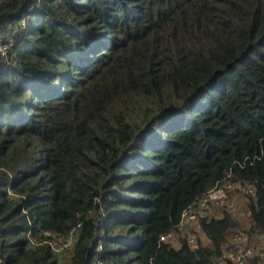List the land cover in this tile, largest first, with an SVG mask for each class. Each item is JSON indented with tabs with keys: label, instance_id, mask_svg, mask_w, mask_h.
Returning <instances> with one entry per match:
<instances>
[{
	"label": "trees",
	"instance_id": "1",
	"mask_svg": "<svg viewBox=\"0 0 264 264\" xmlns=\"http://www.w3.org/2000/svg\"><path fill=\"white\" fill-rule=\"evenodd\" d=\"M2 44L0 264L264 250V0H0ZM226 180L254 187L245 226L236 191L178 227Z\"/></svg>",
	"mask_w": 264,
	"mask_h": 264
},
{
	"label": "built area",
	"instance_id": "2",
	"mask_svg": "<svg viewBox=\"0 0 264 264\" xmlns=\"http://www.w3.org/2000/svg\"><path fill=\"white\" fill-rule=\"evenodd\" d=\"M9 51V46L6 44L0 45V53L1 55H7ZM236 195L239 193L242 196L250 194L254 191V187L251 183H239L236 181L226 180L223 183L215 186L210 189L202 196H200L197 203L191 205L187 208L183 214L182 219L178 224V227L181 229L188 226V224L192 225L196 230L200 229L199 217L200 215H204V213L208 212L214 205L223 204L226 202L227 198L230 196V193L236 192ZM235 196V194L233 195ZM233 199L231 200V204L233 203ZM175 234V230H171L169 233L163 235L161 237L162 240L169 239L173 237ZM189 243L192 247H198V238L196 234L192 233L188 236ZM246 239V236L243 232H239L234 234L230 242L228 243V249L225 251L224 256L222 258L221 263H224L226 260H231L233 264H247V260L254 254V252L260 254L264 257L263 249H254L251 246H246L243 244V241ZM71 241L68 239L60 246L61 249H65L69 247ZM59 249V250H61Z\"/></svg>",
	"mask_w": 264,
	"mask_h": 264
},
{
	"label": "rangeland",
	"instance_id": "3",
	"mask_svg": "<svg viewBox=\"0 0 264 264\" xmlns=\"http://www.w3.org/2000/svg\"><path fill=\"white\" fill-rule=\"evenodd\" d=\"M242 197H244V196H242V195H240L239 193L236 195V204L237 205H235L234 204V202L231 204V206L233 207V212H234V214H235V216L238 218V220H239V222H240V224H242V225H246L247 224V220H248V210H247V205H246V198H245V200L242 198ZM229 198V197H228ZM228 198H227V202H229V200H228ZM234 198V199H235ZM230 200H232L233 199V197L231 196L230 198H229ZM235 201V200H234ZM215 209H216V207H214V211H215ZM202 239L205 241L206 239L204 238V237H202ZM175 243H177V241L175 240ZM59 249H61L60 248V246H58L57 248H56V250H58V251H60Z\"/></svg>",
	"mask_w": 264,
	"mask_h": 264
},
{
	"label": "crops",
	"instance_id": "4",
	"mask_svg": "<svg viewBox=\"0 0 264 264\" xmlns=\"http://www.w3.org/2000/svg\"><path fill=\"white\" fill-rule=\"evenodd\" d=\"M235 197H236V194H235V196H233V201L235 200V201H234V204H235V205H237V204H236V202H237V201H236V198H235ZM234 198H235V199H234ZM242 198L245 200V198H244V197H242ZM202 237H204V238H205V236H202Z\"/></svg>",
	"mask_w": 264,
	"mask_h": 264
}]
</instances>
